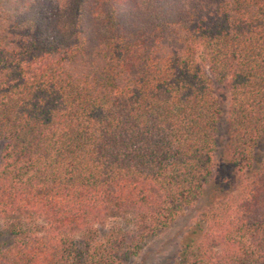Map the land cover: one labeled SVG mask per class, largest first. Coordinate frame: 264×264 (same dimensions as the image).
<instances>
[{
  "label": "trees",
  "instance_id": "obj_1",
  "mask_svg": "<svg viewBox=\"0 0 264 264\" xmlns=\"http://www.w3.org/2000/svg\"><path fill=\"white\" fill-rule=\"evenodd\" d=\"M212 179L172 264H264V0H0V264H121Z\"/></svg>",
  "mask_w": 264,
  "mask_h": 264
},
{
  "label": "rangeland",
  "instance_id": "obj_2",
  "mask_svg": "<svg viewBox=\"0 0 264 264\" xmlns=\"http://www.w3.org/2000/svg\"><path fill=\"white\" fill-rule=\"evenodd\" d=\"M220 94V110L221 116L217 124V135L220 139L225 137V123H226V100L224 91L221 87H217ZM222 148L217 147L214 158L221 161ZM213 183L210 180L208 186L203 190L202 194L195 200V202L183 211L164 231L151 240L145 247H143L135 256L130 257L121 264H172L176 259L177 250L182 243L183 236L186 230L190 228L196 220L198 215L203 211L207 205L208 194L210 191L209 185ZM113 220H108L104 227L100 230H105L113 224ZM4 222L0 220V248H4L10 242V238L4 233Z\"/></svg>",
  "mask_w": 264,
  "mask_h": 264
}]
</instances>
